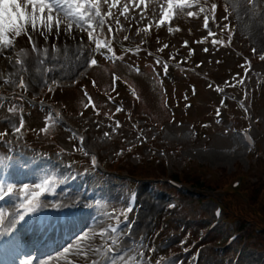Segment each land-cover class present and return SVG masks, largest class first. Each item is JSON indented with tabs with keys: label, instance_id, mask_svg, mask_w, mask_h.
<instances>
[{
	"label": "rangeland",
	"instance_id": "rangeland-1",
	"mask_svg": "<svg viewBox=\"0 0 264 264\" xmlns=\"http://www.w3.org/2000/svg\"><path fill=\"white\" fill-rule=\"evenodd\" d=\"M229 5L230 9H233L234 5H237L235 11L233 24L237 27V34L234 37L233 45L227 50L223 51V56L227 61V67L234 68L238 66L237 57L234 56L235 50L236 54L241 52L246 57L253 56L259 62L260 56L264 55V0H258L255 7L248 5L245 0H225ZM124 2V1H123ZM164 3V0H146V16L144 20L140 19L139 9L130 7L132 9L133 15L130 17L132 22L133 31L140 29L150 20L153 22L157 17L152 15L153 11L159 10V5ZM242 6H239L241 5ZM184 29V33L190 36V45L197 49L193 41L198 39L202 35L200 30V24L191 23L183 21L180 23ZM191 28H193L191 30ZM166 37V35H164ZM182 42H180L181 44ZM76 43L73 42L72 45ZM78 44L79 41H78ZM228 46V45H227ZM253 50L255 52L253 53ZM230 53V55H229ZM63 68L62 72L58 75L57 80L62 81L64 78L66 84L71 85L74 81L79 80L81 71L76 70L75 67H84V64H78V57L74 49H69L67 52H63ZM215 57L214 55H211ZM210 56L202 54L199 61H205V67L208 70L216 73V66L212 62H216L214 59L211 63L208 60ZM221 58V57H218ZM82 61V59H79ZM257 62V63H258ZM77 65V66H76ZM31 72L28 78V85L31 90L30 94L33 98H39L44 96L45 88L47 87L42 83V79L37 69H35L31 64ZM257 69L264 70V62H260L256 65ZM8 67L2 72L0 70V80L5 77L15 76L12 73H6ZM221 69V68H220ZM223 70V69H221ZM116 71L113 68L103 69L99 72L95 78L98 83L99 89L103 91L104 89L108 92L110 89V75ZM127 75L129 80L137 88L138 93H140V104L134 105L133 103V121L141 128L140 132H144L148 137V142L152 143V146L145 145L139 151V154L150 159L157 157L161 161L162 155L161 150L165 149L168 152V160L171 163L172 173H176L180 178H185L187 175L193 177H198L201 175L200 170L196 173L195 169L191 165H185V163L191 159L196 163H199L202 167H210L212 169L211 173H206L203 176L206 178L205 183H208V187L201 194L194 189L192 186L188 185V188L192 191L193 195L196 193L201 196L202 200H195L189 207H186V212L181 214L183 217L197 218L198 223L205 224L207 219L210 218V210L213 208L215 203L209 202V199H214L216 203L220 202V199L224 197L223 193H214L210 188L216 185H223L228 179L235 176V174H244L248 171L250 166L253 164V160L247 157V153L242 148L237 137L232 133L229 127H224L217 129L211 134L210 138L203 140H196L195 135L191 132V127L188 125L179 126L177 122L170 121V116L164 107V97L160 94V89L152 84L137 78L136 76ZM226 75L222 77H216V79L223 81ZM101 78V79H100ZM47 81H52L47 79ZM255 83V82H254ZM205 86V83H203ZM11 92L13 89L10 90ZM94 97L100 105L103 103L104 98L99 96L98 93L93 91ZM206 92L201 96V99L207 97ZM50 95H48L49 97ZM57 99L60 100V104L66 105L68 107L69 114L65 115V120L68 123L73 122L75 127L80 129L90 130V139L87 143V147L95 150L101 154L108 165L114 162L121 151H123V156L117 165L113 168L121 169L124 171H131L135 174H145L146 172H154L157 170V163H150L151 165H144L146 162L142 163L143 159H138L137 155L131 154L129 147L133 145H138L137 132L134 130L130 124L123 126L121 130H114L109 127L111 124L110 119L105 115L106 111H103L101 115H97L93 109L86 112L84 110L85 100L82 97L81 92L78 87H72L63 94H59ZM254 103L256 105V122L260 124L259 130H256L262 139V144L264 145V92L256 93L254 98ZM28 114L29 123L33 127V134H31L30 139H33L34 145L39 147H44L46 150H57L62 149L64 151H71L75 143L69 139V135L62 130L57 129V134L55 131L50 132V136L43 134V126L45 124V119L38 112V110H29ZM208 111V109H206ZM34 113V116L32 115ZM71 120V121H70ZM70 121V122H69ZM129 122L128 119L125 120ZM19 122V117L16 112L5 115L4 124L1 130H8L9 135L3 137V139L8 138L9 140H17V135L13 134L11 125L17 124ZM107 133V135H105ZM55 134V135H54ZM23 139V138H22ZM20 144L23 143L22 140L19 141ZM130 153V154H129ZM156 160V159H155ZM261 175V176H260ZM263 174H259L258 171L254 170L252 175H250L249 182L247 184L248 189H251V185L256 184L258 179L262 180ZM201 177V176H200ZM264 183V179L262 180ZM211 184V185H209ZM246 186V188H247ZM231 208L237 212H243L249 218H252L247 210H244L242 206L235 199L228 200ZM150 206V205H149ZM160 207V208H159ZM164 205L158 204L152 210L159 211L162 210ZM159 208V209H158ZM264 209V208H263ZM153 211V212H154ZM151 213L148 212L147 215ZM240 215V214H239ZM179 218L176 219L178 221ZM183 222V221H179ZM252 222V221H249ZM262 223V221H253ZM228 223V230L233 229L231 222ZM237 226L238 223L233 224ZM250 225V224H249ZM264 227V226H263ZM247 228V225H246ZM251 243L256 244L257 238L253 237ZM262 246V245H260ZM210 247V246H208ZM141 249L136 250L135 255L142 253ZM160 255H164L166 258L170 257L169 251L161 252ZM216 257V258H215ZM232 259L228 258L224 260L221 255L213 256L207 255L203 264H229ZM53 259L51 263H53ZM167 264H174L170 261ZM240 264H264V253L251 248L250 250H244L243 256L240 260Z\"/></svg>",
	"mask_w": 264,
	"mask_h": 264
},
{
	"label": "snow or ice",
	"instance_id": "snow-or-ice-1",
	"mask_svg": "<svg viewBox=\"0 0 264 264\" xmlns=\"http://www.w3.org/2000/svg\"><path fill=\"white\" fill-rule=\"evenodd\" d=\"M245 2L251 3L255 7L253 0H245ZM165 3L166 8L164 3H161L159 10L152 13L154 17H159L157 22L160 25H164L166 21L170 23V17L173 15L174 10L188 9L192 6L191 0H165ZM145 5L146 0H124L123 3L122 0H0V62L6 63L16 70L14 73L15 80L11 79L10 76L8 79L0 81V83L11 84L21 89L20 95L22 97L23 93L29 88L24 78V73L29 71L28 66L32 64L39 68H45L52 61L58 60V56L54 55L50 49L58 51L62 48L66 53L69 39L78 40L80 44H83V33H87L88 40L95 43V51L103 55L104 53L100 51L102 48L101 42L94 35L96 30L103 31L109 17L112 18L115 25L122 28L123 25L120 23L119 16L124 15L127 19L126 14L129 13L130 7L139 9L140 19H146L147 9ZM239 6H242V4ZM237 7V5H234V10ZM216 8V4L211 5L213 13ZM199 11L204 12V8L201 7ZM186 14L189 17L197 15L193 11H187ZM204 24L205 27L208 26L207 16H205ZM146 27L150 30L152 24L149 23ZM107 30L114 33L117 29H114L112 23H108ZM211 34L215 35V33ZM213 43L216 44L218 41L213 40ZM185 46H187V42H185ZM104 47L108 51H112L111 45L107 41L104 42ZM164 47H168V45H164ZM207 50V48L204 49V51ZM80 55H83V53H80ZM260 59L264 60V55H261ZM94 65H97V60L92 58L88 61L87 66ZM52 70L50 67L47 68V72ZM42 83L47 86V79H42ZM52 83H56L54 77H52ZM93 83L95 84V82ZM48 91L53 92L54 90L48 86ZM14 110L13 107L9 108L10 112ZM24 126L25 122L22 116L18 125H11L13 134L17 135V138L23 135L22 129H24ZM117 126L119 125L117 124ZM47 128L46 123L40 131L47 132ZM8 135V130L0 131V143L8 144L9 141L3 139ZM95 163L96 160L93 157L92 164L95 165ZM44 183H47V181ZM23 187L27 190L29 186L24 185ZM36 187L42 188V185H36ZM12 191L11 186L5 189L3 185H0V200L10 195ZM41 194H27L31 196V199H27L26 195L27 202L21 203L20 209L13 215L7 228L4 227L3 215L0 214V236L11 234L17 223L25 221L28 215L37 213L42 207H45L44 204L36 200V197ZM77 203L78 201L73 200V203L68 206H76ZM62 206L60 204L55 205L57 208ZM127 210L131 212L133 209L128 208ZM97 239L102 243L97 244ZM132 243H135V241H132ZM122 244V232L119 223H117L116 225H110L108 228L90 229L89 232H81L76 236V243L65 247L61 255L65 257L64 264H145L143 253H138L135 257L128 256L132 249L124 248ZM153 251L155 250L153 249ZM52 259L50 257L45 264H51ZM22 264H33V261L31 259L25 260ZM57 264H60L58 258ZM147 264H151V261L148 260ZM157 264H160V262L157 261Z\"/></svg>",
	"mask_w": 264,
	"mask_h": 264
},
{
	"label": "bare ground",
	"instance_id": "bare-ground-1",
	"mask_svg": "<svg viewBox=\"0 0 264 264\" xmlns=\"http://www.w3.org/2000/svg\"><path fill=\"white\" fill-rule=\"evenodd\" d=\"M69 40H70V39H69ZM67 44H69V42H67ZM6 65H7L6 63L0 62V69H4ZM51 217H52V220L55 221V215L52 214ZM55 223H56V221H55ZM55 229H56V228H55ZM74 229H75V227H74ZM48 230H49V229H47V231H48ZM56 230H57V229H56ZM24 233H25V235H27V236H31V235H32V234H31V230H28L27 232H24ZM61 258H64V256H62ZM59 261H60V260H59ZM54 262H57V261H54Z\"/></svg>",
	"mask_w": 264,
	"mask_h": 264
}]
</instances>
